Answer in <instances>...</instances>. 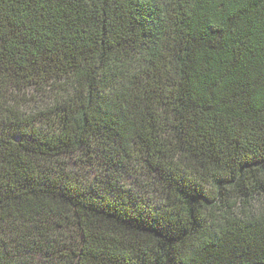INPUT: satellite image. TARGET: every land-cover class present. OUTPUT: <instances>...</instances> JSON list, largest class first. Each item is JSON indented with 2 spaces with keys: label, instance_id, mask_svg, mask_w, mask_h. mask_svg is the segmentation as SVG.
<instances>
[{
  "label": "trees",
  "instance_id": "trees-1",
  "mask_svg": "<svg viewBox=\"0 0 264 264\" xmlns=\"http://www.w3.org/2000/svg\"><path fill=\"white\" fill-rule=\"evenodd\" d=\"M0 264H264V0H0Z\"/></svg>",
  "mask_w": 264,
  "mask_h": 264
},
{
  "label": "rangeland",
  "instance_id": "rangeland-1",
  "mask_svg": "<svg viewBox=\"0 0 264 264\" xmlns=\"http://www.w3.org/2000/svg\"><path fill=\"white\" fill-rule=\"evenodd\" d=\"M80 157V155H77V154H74V155H71V156H64V157H61L59 158L58 160L61 161V162H65L70 168H72V170L74 172H76V174H82L81 171H86V170H91L89 171L88 175L90 178H94V177H98L100 178V172H99V168H97V166H94L92 164H88L86 163L84 165V163H82L80 160H78V158ZM97 168V169H96ZM83 175V174H82Z\"/></svg>",
  "mask_w": 264,
  "mask_h": 264
}]
</instances>
